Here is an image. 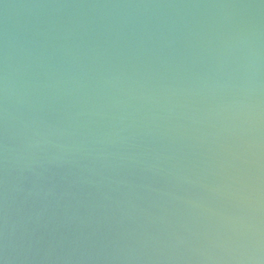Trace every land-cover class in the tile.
Segmentation results:
<instances>
[{"label": "water", "instance_id": "obj_1", "mask_svg": "<svg viewBox=\"0 0 264 264\" xmlns=\"http://www.w3.org/2000/svg\"><path fill=\"white\" fill-rule=\"evenodd\" d=\"M0 264H264V0H0Z\"/></svg>", "mask_w": 264, "mask_h": 264}]
</instances>
